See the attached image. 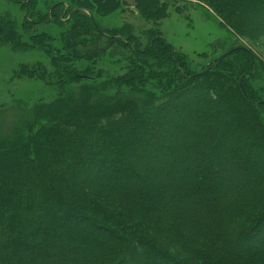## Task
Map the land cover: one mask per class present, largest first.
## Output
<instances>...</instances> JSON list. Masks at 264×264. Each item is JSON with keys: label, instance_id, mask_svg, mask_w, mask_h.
I'll list each match as a JSON object with an SVG mask.
<instances>
[{"label": "trees", "instance_id": "16d2710c", "mask_svg": "<svg viewBox=\"0 0 264 264\" xmlns=\"http://www.w3.org/2000/svg\"><path fill=\"white\" fill-rule=\"evenodd\" d=\"M13 1L25 10V33H37L38 26L51 24L63 28V32L59 40L46 34L38 38L50 56L57 54L53 73L57 98L30 108L20 107L22 114L10 128L0 123V135L7 134L0 137V227L4 229L5 239L0 245V264H49L48 261L65 256L63 264H156V260L166 264H264V249L242 250L236 242L251 245L255 241L258 245L256 240L264 239V166L260 162H248L251 161L250 156L246 157L248 149H233L224 159L211 158L206 164L207 154L217 150L222 140L217 137L219 145H200L201 138L205 139L210 129L217 130L225 139L246 143L245 134H238L242 128L253 134L261 132L249 146L264 153V64L259 56L244 45H233L222 53L226 54L223 58L217 56L199 71H192L183 55L158 30L167 16L168 1L135 0L134 10L151 22L145 32L155 35L146 40H140L129 24L104 27L100 22V16L112 17L123 7H130L123 0H58L45 12L38 11L35 0ZM200 1L213 7L223 22L240 35L243 28L255 29L251 14L264 13V0L258 1L262 5L254 6V0ZM246 8L254 9V13H244ZM3 44L15 48L29 45L9 19L0 21V45ZM118 49L124 51L129 65L125 67V75L91 80L93 74L81 69L83 61L100 62L108 50ZM147 63L150 72L145 68ZM102 70L111 73L109 68L101 69L95 74L100 79ZM199 89L212 102L222 99L228 104L236 101L246 104L247 112L238 108L230 110L228 115L233 122L230 124L205 99L186 108L179 107L178 101L172 99ZM225 102L223 106L227 108ZM187 110L214 122H204L198 131L174 132L175 141L160 144L169 147L166 150L172 154L169 169L163 171L172 182L166 184L162 179L155 184L151 177L154 186L150 193H144L142 184L134 192L133 180L143 178L134 169L135 163L126 157L134 135L118 137L117 134L125 132L128 126L141 132L144 126L155 127L158 134H148L145 145L152 138L161 137L160 123L164 118ZM216 117L219 119L215 120ZM173 122L176 124L171 128L175 131L185 124ZM184 138L190 141L184 145L188 147L180 143ZM195 139L198 141L194 142ZM176 143L180 148L174 150ZM82 155L84 163L70 164L68 177L54 174V168L67 165L66 157L73 159ZM197 159L204 163L197 165ZM233 159L230 169L224 166L225 160ZM155 169L162 172L163 168ZM79 170L91 177L84 186L79 184L82 178ZM211 170L224 171L228 176L232 172L247 174L248 171L256 178L245 177L248 186L242 188L234 179H207L204 173ZM173 174L177 176L173 178ZM58 178L62 184H58ZM234 185L242 190L227 194ZM191 189L212 193L200 205L202 210L198 205L185 206L194 196L185 195ZM61 191L75 200L62 199ZM177 194L182 196L173 198ZM43 207V220L36 222L31 231L27 230V215L30 216L27 213L41 211ZM55 211L60 213L59 218L72 217L74 222L88 225L90 231L60 222L58 216L50 217L48 213ZM99 229L107 231L109 236L96 231ZM32 233L45 235L51 243L45 244L44 239L37 238L30 256L19 258V250L25 252L24 249L30 248L27 237ZM61 235L68 237L70 244L53 241ZM15 242L17 245L12 247ZM78 243L85 246L79 248L76 258L69 259V252Z\"/></svg>", "mask_w": 264, "mask_h": 264}, {"label": "rangeland", "instance_id": "374dc122", "mask_svg": "<svg viewBox=\"0 0 264 264\" xmlns=\"http://www.w3.org/2000/svg\"><path fill=\"white\" fill-rule=\"evenodd\" d=\"M37 1V9L39 12H45L46 9L51 5L52 2L58 1V0H35ZM124 2L128 3L130 7H123L122 9L118 10L114 16L109 17L107 15L100 16V22L104 25V27H114V26H122L125 24H129L130 26L134 27V31L137 34V36L140 38V40H146V38H153L155 35L149 34L146 31V29L151 27V22L146 21L143 19L138 13L134 10L133 4L135 3V0H123ZM162 1H168L169 7H168V13L167 16L162 19L161 23L159 24V29L162 36L164 37V40L168 42L170 45L173 46V48L180 52L183 57L186 64L191 68L192 71H199L202 66H204L206 63L213 61L217 56L221 55L223 52H225L228 48L231 46H237V45H244L248 48H250L252 51H254L260 59V62L264 64V13L262 14H256L254 13V9H244V13L251 14V11L254 14H251V22L254 24L255 29L254 30H245L246 28H243L241 30V35L231 26H227L223 20L214 12V8L211 6H208L201 2L200 0H162ZM260 0H254L253 6L257 4H261V2H258ZM264 3V2H263ZM258 5V6H260ZM256 7V6H255ZM259 10V7H257ZM256 9V10H257ZM261 10V8H260ZM108 11V10H107ZM24 16H25V10L23 7H21V4L18 2H15L13 0H0V19H9L12 23L15 24L16 30L18 34L22 37L23 41H26L29 45L27 47L22 48H15L11 44H3L0 45V123H3L6 128H10L17 120L18 117L21 116L22 110L20 107L24 108H30L38 104L39 102L43 101H52L58 96V88L55 87L56 79L55 75L53 74L55 72V65L54 61L58 60L55 59V56L57 57V54H52L53 56H50L48 54V51L45 50L41 43H39L38 38L43 37L45 34L50 35L53 38L59 40L62 36L63 28H60L56 26L55 24H51L50 26H38L37 33H33L29 35L28 33H25L24 28ZM0 20V21H1ZM125 23V24H123ZM155 26V25H154ZM7 27V25H5ZM157 30V31H158ZM156 32V31H155ZM44 33V34H43ZM87 40V39H86ZM153 40V39H152ZM82 42V41H81ZM123 51V50H122ZM118 50H108L106 54H103V57L100 62H94L91 60V62L85 60L82 62V70L86 74H93L90 76L91 80H99L102 81L106 78H109L110 75H116L115 78L121 77L120 75L126 74V68L129 67L126 63V55H124V51ZM60 62V61H59ZM142 64H144L142 62ZM28 66V67H27ZM148 67V68H147ZM24 68L31 69L33 72L28 73L24 70ZM93 68L96 70L94 72ZM111 69V73L108 74V72L103 71V77H98L95 74H99V71L101 69ZM149 69L147 72H150V65L147 63L146 67ZM46 70V71H45ZM47 72V73H45ZM52 72V73H50ZM144 73H146V70H144ZM102 75V74H101ZM207 77V75H206ZM213 78V77H212ZM210 79V78H207ZM151 83H155V81H151ZM192 87V86H190ZM189 88V87H187ZM128 92V91H127ZM129 93V92H128ZM173 101H178V106L186 108L187 106H190L195 101H198L200 99H205L208 105H210L211 108L214 109V111H221V116L224 115L226 117L227 121L232 124V118L229 117L228 113L230 110L237 109L241 110L243 112H247V106L246 104H243L241 102H230L229 104L226 103L222 99H217L215 102H212L209 100L208 95H206L202 89H199L198 91H194L189 94L180 95L179 97H173ZM223 102L227 105V108L223 106ZM221 105V106H220ZM246 106V107H245ZM163 113H166L163 112ZM175 116L164 118L163 121H161V128L160 133L161 137L158 139H153L150 141H147L149 143H146L145 145L143 142H145L147 139L148 134L157 132L158 130L154 128H150L148 126H144L141 130L137 129L134 130V126H129L126 128L125 132L120 131L117 136H132L134 135L132 144L130 145V152L126 153V157L132 162H134V169L138 173L143 174V178L141 180H133L135 183L133 185L134 192H136V189H138V184H142V187L144 188V193H150V189L154 186L151 184V177L153 179V182L161 183L162 179L166 181V184L172 182L171 179L166 178L163 175V171H166L169 169V161L172 158V154H170L166 149L169 147H161L160 144L164 142H171L175 141L176 137H173L174 132L180 133L179 130L188 131H198L201 126H203L204 122L207 124H211L214 122L213 119H202L199 113H191L188 110L186 112H183V115L181 111L175 112ZM247 114V113H246ZM219 119V117H216L215 120ZM177 121V123H185L183 128L179 126L178 130L175 131V124L173 121ZM129 129V130H128ZM238 134H245V140L246 143H241L234 139H225L224 137L219 136V133L217 130L210 129L208 132V136L204 139L201 138V144L200 145H219V141L217 140V137H219L220 140H222V143L220 144L219 148L210 150V154H207L208 161H206V164L209 163L210 159H224L226 154L229 151H232L233 149H240L242 151H246L248 149V154L246 157H249L251 161H248L250 164H253V162H260L262 166H264V153L260 154L259 151L257 152L256 149L252 150L249 146L252 145L254 140L258 139L260 136V133L253 134L252 131H249L248 129L243 130L242 128L238 130ZM136 132V133H135ZM144 132V133H143ZM252 132V133H251ZM147 133V134H146ZM256 135V136H254ZM7 137V134L4 133V135H0V137ZM108 139H111V136H107ZM178 137V136H177ZM167 139V140H166ZM215 139V140H212ZM200 140V139H199ZM198 141L197 139L194 140V142ZM183 144V147L186 144H190V141H188L186 138L183 139V141L180 142ZM18 145V144H16ZM174 150L178 149L180 147H177L178 144H174ZM222 147V148H221ZM171 150V149H170ZM250 150V151H249ZM8 151V150H6ZM12 155L11 153H9ZM70 154V153H69ZM161 154L163 155V158L160 159ZM83 156V155H82ZM76 156L73 157V159H69L66 157L65 164L62 167H56L54 168V174L58 176V174L64 175V177H68L69 175V165L70 164H76L80 165L84 163V156ZM125 156V154H124ZM147 156V157H146ZM81 157V160L79 159ZM158 157V158H157ZM13 162L17 160L12 158ZM82 161V162H81ZM156 161V162H154ZM195 161V160H194ZM197 165L199 163H204L201 161V159L196 160ZM235 161L233 160H225V165L228 169L231 167V162ZM161 166L162 172H157L155 169L158 166ZM122 166V165H120ZM164 166V167H163ZM118 167V165H117ZM104 168V167H103ZM81 171V172H80ZM179 172V170H177ZM176 172V173H177ZM238 172V171H237ZM262 172L264 173V167L262 169ZM78 173H81L82 178L79 179L80 185H85L89 180L88 178H91L89 175H85L84 171L79 170ZM242 174V175H239ZM249 174V175H248ZM204 175L208 179L209 177H212V179L216 180L218 177H224L228 179L236 180V182L240 183V185H243L242 188H247V180L245 177H251L256 178L255 175L250 174V172L247 174L246 172L236 173L232 172L229 176L224 173V171H209L205 172ZM87 176V177H86ZM173 178L177 175L173 174ZM259 177V176H257ZM51 178H54L53 175H51ZM57 178V177H56ZM95 182H101V180H98L96 178H93ZM58 184H62L61 178H58ZM50 184L48 183V186ZM54 188L57 187V185H52ZM51 187V186H50ZM241 188V187H240ZM240 190L237 185H234V187H230V190L227 194L233 195L236 193H239ZM190 191V192H189ZM185 193H192L194 196L187 200L185 203V206L187 207H196L198 205L199 210H202L200 205L202 202H205L209 199V196H212L211 192H200V191H193V189L189 190ZM63 193V191H61ZM242 192V191H241ZM64 194V195H63ZM62 199H66V201H74V197H70L69 193H63ZM72 195V193H70ZM182 195H175L173 198H179ZM196 197V198H195ZM69 204V203H67ZM48 206H46L47 208ZM44 207L41 209V211L33 210L32 212H28L27 215L29 218V222L26 225V229L31 231L35 227V223L43 220V211ZM54 210V208H53ZM21 212V211H20ZM50 217H57V220L60 222H66V224L72 226L73 228H77L78 230L86 229L89 230L90 227L88 225H84L81 223L74 222V219L72 217H69V219L65 218H59V212H51L48 213ZM56 219V218H55ZM73 221V222H72ZM147 223V222H146ZM94 230V228H92ZM153 230V229H152ZM90 231V230H89ZM100 232L101 234L105 236H109V233L107 231H101L96 230ZM57 232L59 229H57ZM93 233V232H92ZM147 234V233H146ZM6 235V234H5ZM4 236V229L0 227V245L5 240L3 238ZM76 236V235H74ZM164 237H166L164 235ZM35 238V239H33ZM43 240L45 244L51 243V240H47L45 235L43 234H30L29 237H27V242H29V249H24L25 252L22 250H19V258H22L23 255H29L31 254V250L34 249L33 244L38 241V239ZM261 238V237H260ZM258 238L256 241L258 242L256 245L255 241L253 244L248 245V243L244 241H236L238 247H240L242 250L244 249H264V239ZM161 240V237L158 239ZM55 243L60 244H70V241L68 237H65L64 235H61L60 237H55L53 239ZM17 242L14 243V245H11L12 247L16 246ZM75 247L70 254L68 255V258L70 259V256L72 259L76 258V255H78L79 248H83L82 244H76ZM78 247V248H77ZM168 248H173L172 245L168 246ZM65 258L61 257L58 260H51L48 261L49 264H63V262L66 260ZM155 261L156 264H166L164 261ZM142 264V263H141Z\"/></svg>", "mask_w": 264, "mask_h": 264}]
</instances>
